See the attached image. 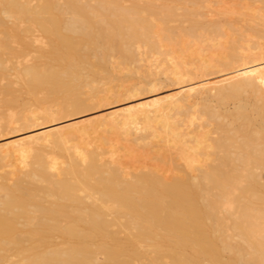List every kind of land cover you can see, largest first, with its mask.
I'll return each instance as SVG.
<instances>
[{
  "label": "bare ground",
  "instance_id": "bare-ground-1",
  "mask_svg": "<svg viewBox=\"0 0 264 264\" xmlns=\"http://www.w3.org/2000/svg\"><path fill=\"white\" fill-rule=\"evenodd\" d=\"M155 1L0 0V264H264V0Z\"/></svg>",
  "mask_w": 264,
  "mask_h": 264
},
{
  "label": "rangeland",
  "instance_id": "rangeland-1",
  "mask_svg": "<svg viewBox=\"0 0 264 264\" xmlns=\"http://www.w3.org/2000/svg\"><path fill=\"white\" fill-rule=\"evenodd\" d=\"M177 2H175L174 3V6H175V8L174 9H176V11H177V13L178 14H184V8H186L187 6L188 7H191V4H189V2L190 1H196V2H198V4H200V5H205V0H176ZM239 2V0H231V2H233V5H231V6H233V7H235V9H238V7H239V9L238 10H240L241 11V5H237V4H241V3H244V2H241L242 0H240V2ZM225 2H227L228 3V6H230V4H232L231 2H230V0H227V1H225ZM237 2V3H236ZM162 3H164V0H158V1H155V4H162ZM235 3V4H234ZM217 5H215L214 7H216ZM217 8V7H216ZM180 18H182L181 16H180ZM207 19H203V21H206ZM177 24V23H176ZM175 24V25H176Z\"/></svg>",
  "mask_w": 264,
  "mask_h": 264
}]
</instances>
